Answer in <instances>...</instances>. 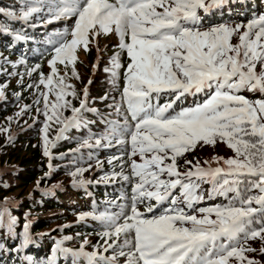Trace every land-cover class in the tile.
I'll use <instances>...</instances> for the list:
<instances>
[{
	"label": "trees",
	"instance_id": "obj_1",
	"mask_svg": "<svg viewBox=\"0 0 264 264\" xmlns=\"http://www.w3.org/2000/svg\"><path fill=\"white\" fill-rule=\"evenodd\" d=\"M86 1L0 0V87H2L0 94L6 92L5 96L0 97V121L21 103L16 94L17 83L10 87L3 81L4 77L8 79L12 77L7 73L8 68H20V64L31 68L35 65L34 61H38L39 68L33 73L35 77L38 76L42 71L44 61L50 58L56 47L58 49L59 42L62 40V38H57L64 34V32L58 33L64 28L59 27L63 25L62 23L57 27V19L62 20L67 14L77 12ZM152 1L154 0H149V2ZM101 2L108 8L114 5V0H101ZM115 7L118 10H124V6L120 3H116ZM116 8H114L115 11ZM90 9L89 6L87 10ZM48 22H50L49 25ZM224 23L244 26L248 32L247 36L252 33L264 39V0H247L245 5H240L238 8L226 5L208 15L201 13L195 21H188L184 31ZM50 25L55 26L50 28ZM54 31L58 34L50 47L41 51V57L34 56L32 49L40 45ZM60 44L61 49L66 53L65 45ZM139 44L144 48L151 47V45H144L142 41H139ZM205 44L206 41L198 45ZM175 45L177 50L186 51L191 59H194L190 46L184 47L178 41ZM156 46L149 49L152 56H154L153 49ZM157 49L167 59L171 58L166 56L160 47ZM116 53H123L122 48L117 47ZM210 53L205 57H210ZM216 54H219V51L214 53ZM88 55L86 60L90 61L94 50L91 49ZM201 55L198 54V57H202ZM69 56L73 62L68 65L69 70L66 68L64 76L73 71L74 64L77 62L73 54ZM127 57V59L123 58V67H129L131 70L135 57L145 59L148 64L147 58L140 50L131 52ZM173 59L176 63L183 65L182 58L174 55ZM227 60L233 63L232 58ZM201 64L209 70H200ZM215 65L216 62L212 58L200 63L195 70L184 69L183 72L188 73V78L183 81L186 83L182 85L163 79L160 76L161 69H157V72L153 70L150 76L156 80H150L154 83L149 86L143 85V94L138 96L140 104L136 108L135 119L126 114H120L124 108L122 104L116 105L118 100L115 99L122 97L124 93L122 95L116 93L111 98L112 102L102 100L95 92L91 93L89 108L85 109L84 114L78 118H70L65 130L57 136H52L47 151L43 150L37 135L42 129V124L35 127L26 125L17 128L11 135L9 134L10 136L6 134L4 139L8 141L9 147L6 145L0 151V167L10 166L11 168L0 171V215L6 217L9 222L16 223V234L13 239L21 242L28 234L30 239L26 248H16L10 239L2 237L5 233L0 228V264H44L43 259L49 257V252H51L50 248L44 247L45 244L55 250L56 264H142L133 239L134 221L129 217L132 209L139 210L142 214L141 218L171 212L170 214H178L181 219L186 220L192 219L185 216L186 211L194 212L199 208L206 210L209 215L213 212L222 222H226L231 217L237 219L225 229L219 226L217 230L214 229L215 232L203 235L196 233L198 235L193 239L194 243L184 244L181 247L176 245L169 255L166 254V248L153 250L156 244L152 243L153 246L146 239L145 249L150 251V259L155 260L156 264H164L166 260H168L166 264H221L223 259L230 257L234 247H237L244 249L245 264H264V138L262 139L263 145H259L256 149L263 151V160L258 159L254 164L247 166L256 169L251 174L222 175L213 181L197 177L179 180L167 174L166 170L159 169L153 174L156 177L147 185L144 183L137 185L139 180L134 178L129 169V134L134 129V122L137 119L157 118L160 112L154 114L149 110L155 107L160 108V105H164L167 101L174 100L172 105L160 114L164 118L163 122L169 125L183 124L186 128L183 130L176 127L170 129L179 134L180 142L168 143L169 146H178L181 142L187 143L190 138L189 133L194 134L199 127H216L212 121L202 123L200 119L191 118L190 114L195 108L194 105L216 107L211 113L217 115L216 123L220 122L224 133L227 129L240 131L244 128L241 124H244L243 110L246 108L247 115H255L253 120H245L248 122L246 128L260 131L264 137V108L262 107L264 96L254 90V82L245 90L246 85L240 78L228 82L217 80L209 82L208 85L202 84V87L215 85L218 92L205 98H194V101H199L194 105L191 104L189 97H181L186 92L187 84L200 81L203 77L206 80L208 72L213 74L217 69ZM255 66L256 64L253 63L250 68ZM263 67L264 64L257 67L259 74ZM250 74L253 75L254 72ZM128 75H121L122 82L127 79ZM260 77L264 80V73L260 74ZM74 78H77V72L74 73ZM231 89H236L237 94L238 92L241 94L236 96ZM77 92L78 89H74L72 85L67 88L68 95H77ZM248 92L257 95L251 101L261 107L260 111H256L249 104V98L245 94ZM177 94L179 97L176 96ZM122 101L126 102V97L122 98ZM217 103L220 104L219 108ZM180 105L186 107L185 111H176ZM176 114L189 118L183 123L178 121ZM98 126L101 127L98 128ZM8 128L7 125L3 127L4 131ZM71 129L78 135L84 136L85 134V136L75 143L71 139L69 132ZM97 134L101 135L99 138L101 140L93 137ZM32 135L36 136L35 140H32ZM234 135L239 136L241 133ZM251 136L249 135L248 141L251 140ZM87 140L88 142L84 143ZM188 152L183 150L160 152L161 161L172 162L179 157L186 156ZM98 159H102V164L89 172ZM197 159L199 158L196 156L190 160L196 161ZM238 163L242 165V162ZM82 178L84 179L80 181ZM28 186L31 188L29 189ZM18 187L20 188L19 199L16 205H12L11 201L7 202L5 197ZM64 191L71 192L82 200L85 209L91 207L87 201L91 199L95 204L94 213L98 221L92 224L85 221H73L64 225L63 223L80 210L77 204L64 206L58 201ZM207 194L209 198L206 202H202ZM60 207L65 209L64 214L47 218L40 217L41 213L46 210ZM223 207L229 208L219 212L218 209ZM55 221L60 222L52 226ZM120 224H124V227L117 236H114L113 231ZM48 226L51 230L50 236L47 233L40 237V231ZM71 234L75 236L65 239ZM86 235H95V238L83 242ZM34 241L38 244L32 246L35 244ZM81 249L90 251L93 255L92 259L96 261L85 262L79 253ZM177 249L179 251L175 252ZM161 259L164 260L161 261ZM229 264L234 263L230 261Z\"/></svg>",
	"mask_w": 264,
	"mask_h": 264
},
{
	"label": "rangeland",
	"instance_id": "obj_2",
	"mask_svg": "<svg viewBox=\"0 0 264 264\" xmlns=\"http://www.w3.org/2000/svg\"><path fill=\"white\" fill-rule=\"evenodd\" d=\"M212 1L213 0H162L160 3L147 5L143 2L133 1V7L127 8L128 17L126 15L120 16V13L105 7L101 0H87L84 5L90 6V10L84 12L82 9H79L78 12L68 17L72 22V26L75 25V27L70 30V42L73 44L67 49V52L81 59L79 63L76 62L74 64L75 67L71 73L68 72L62 78H56L55 83L51 84L52 72L54 71V67L51 66L52 61L46 63V66L43 65L38 78H35L34 72H31L38 63V61H34L35 65L32 66L33 69L28 68L29 66L27 65L20 64L21 67L26 68V71L20 68L19 71L14 70L12 77L10 76L9 79L8 77H4L3 81L5 85L8 84L10 87H13L16 83L21 85L17 89L21 103L17 105V111H15V109L8 112L0 121V151H2L6 145L9 147L8 141L4 139L6 134L10 136L19 127L21 128L26 125L35 127L41 124L43 125L42 129L37 135L43 150L47 151L50 147L49 143L54 135L57 136L65 130L70 121L69 119L78 118L80 115L84 114L85 109L89 108L91 93L95 92L97 95L104 96L102 100L112 102L111 98L116 94V83L118 81V75L120 74H129L127 78L134 75L135 78L127 82V88L124 90L125 95L115 99L118 100L116 105L122 104L121 106L124 108L120 114H126L136 118L135 108L139 104L140 99L133 95L143 88L144 80H153L150 76V70L143 65L145 59L139 60V64L131 65V70L129 67L123 68V60L128 58L126 55L123 54L122 57L116 55L115 58H109L103 55L106 54L112 45H120L125 40H128L130 44L127 46L128 51H126V53L130 54V46H135L137 40H141L140 37L143 34L153 29L154 31L152 32L156 33L170 29L169 26L160 27L159 29L156 27L160 24H166L167 20L172 19L173 14L176 12L188 10L194 14H198L203 4L210 7ZM245 3L246 2L240 3L239 1H231L228 5L229 7L235 6L238 8L240 5H245ZM127 5V3H124V6ZM164 12L170 15L166 16ZM87 13L90 14L87 15ZM157 13H159L157 16L153 15ZM179 17L183 19L184 16ZM157 18H159L161 23L156 22ZM151 21L154 23L150 24L149 22ZM65 23L67 22L63 24ZM188 30L187 33L180 36L177 40L173 42L166 41L161 47V51L166 56L171 57L170 60L173 63L156 47L153 49L154 56H152L146 48L144 49V53L150 59L152 69L156 72L157 69H161L160 76L170 83L185 81L188 78V73L183 72L184 69L195 70L200 63L214 58L216 62L215 67L217 68L214 73L211 74L208 72L206 75L208 78L206 80L203 77L202 80L198 82L194 81L195 86L190 87L189 91L183 96L189 97L192 105L199 102L198 100L194 101V98H205L211 96L214 92H218L215 85L201 87L202 84L206 83L208 85L209 82L217 80L228 82L240 78L246 85L244 90L254 82V90L261 93V96H264V80L260 77V74L264 73V67L260 71V74L257 70L259 65L264 64V39L261 36L257 34L253 35L252 33H250V36H247L248 32L246 27L238 26L235 23H224L206 28H190ZM153 35L154 33L151 34V36ZM63 36L64 35H62V37ZM177 41L184 47L190 46L194 59H191V56H189L186 51L181 49L177 50L175 48ZM205 41L206 44L200 46ZM84 43L91 44V48L94 50V55L90 61L86 60L89 55L86 56L84 53ZM216 51H219V54L214 55ZM208 53H210V57L207 58L205 55ZM198 54H202V57H198ZM174 55L183 59V65L174 61ZM61 57L62 60L56 64V68H64L66 65L67 70H69L68 65H70L73 60L69 55H64L61 50H57L53 55L55 60ZM228 58H232L233 63L229 62L227 60ZM253 63H255L256 66L250 68V65ZM106 69L111 71H106ZM203 69L209 70L201 64L200 70ZM43 71L46 73V77L42 76ZM9 72L10 70L7 71L8 74ZM63 72L64 70L59 73L63 75ZM76 72L77 78H74V73ZM250 72H254L255 75L247 78ZM22 76L26 78H21ZM64 78H66V80H64ZM73 82L75 84H72ZM70 85H72L74 89H78L77 93L79 96L78 94H67V88ZM211 86L213 88H211ZM1 88L2 87H0V89ZM231 91L236 96L241 94V92L237 94L236 89H231ZM18 93L16 94L18 95ZM245 94L246 97L249 98V104L253 106L256 111H260L261 107L254 101H251L257 95H253L250 92ZM5 95L6 92H3L0 94V97ZM124 97L127 98L126 102L122 101ZM219 105L220 104L217 103L218 108L220 107ZM166 106L167 105H164L163 108L155 107L149 111L157 114L163 111ZM194 107L195 108L190 114L191 118L200 119L202 123L212 121L216 127H199L194 134L189 133L190 138H188L187 143L181 142L178 146H169L168 143H173L175 141L180 142L179 134L171 130L158 128V124L145 125L144 123H139L138 125L141 119H137L134 122V129L129 134L130 152L128 164L134 178H139V183L147 185L149 181L156 177L153 174L159 169L166 170V172L169 171V175H173L179 180L197 177L207 181H213L222 175L251 174L252 171L256 170L247 166L254 164L258 159L263 160V151L256 149L259 145H263L262 139L264 137L262 132L252 131L246 128L248 127L246 125L248 122L245 121L246 119L253 120L255 115H247L246 108L245 110L242 108L244 112V124L241 125H243L244 128L240 131L227 129L224 133L221 130L220 122L218 124L216 123L217 115L211 113L216 107H197V105H194ZM262 107L264 108V105ZM185 109V106L180 105L176 111L181 112L185 111ZM176 116L178 121L183 123L189 118L180 117L179 114H176ZM147 119L153 122L160 120L154 117ZM6 125L9 126V128L7 131H4L3 127ZM137 125L140 127H137ZM172 126L182 130L186 129L183 124L174 123ZM100 127L98 126V128ZM69 132L71 139L75 143L82 140L85 136V134H83L84 136L78 135L73 129ZM233 133H241V135L235 136ZM247 134L252 135L249 141V135ZM32 136V140H35L36 136ZM93 137L101 140L99 139L101 137L100 134L94 135ZM148 138L153 139L154 143H161V145H154ZM87 142L88 140L84 143ZM168 150H183L189 152L186 156L179 157L172 162H162L160 152ZM190 154L191 156H189ZM196 156L199 159L196 161L190 160ZM238 162H242L244 166L240 165ZM100 164H102V159L96 160V163L89 169V172L93 171L95 167ZM213 166H222L225 169L211 172ZM9 168L11 167H0V171ZM84 178L80 179V181ZM28 188L30 189L31 186H28ZM19 191L20 188L18 187L16 190L9 193V195L5 197L6 201H11L12 205H16L19 199ZM62 194V197L58 199L61 204L64 206H74V204H77L80 208L78 213L73 214L67 222L63 223L64 225L73 221H85L89 224L98 221L94 213L95 204L91 199L87 200L91 207L85 209L86 207L83 206V201L75 197L73 193L64 191ZM208 198L209 194L204 196L202 202H206ZM2 204H4V202ZM228 208L229 207L219 208L218 211L223 212ZM138 212L139 210L132 209L129 212V217L134 221L133 239L135 240V247L141 257L142 264H156L154 262L155 260L150 259V251L145 249V240L148 237L157 236L160 243L164 244L162 247L167 249L166 254L169 255V252L174 249L176 245H180L181 247L187 243L189 241V236L201 232L202 234L215 232L219 226L225 229L237 219L236 217H231L226 222H222L213 212L209 215L206 210L200 208L194 210V212L186 211L185 216L192 218L186 220L181 218H169L171 212L145 218H141L142 216L139 215ZM64 213L65 209L60 207L48 209L44 213H41L40 217L47 218ZM59 222L60 221H55L52 223V226H55ZM123 227L124 224L116 226L113 235L117 236ZM0 228L5 233L2 237L10 239L16 248H18L19 245L29 242V234L27 237H24L21 242L13 239L16 234V223L9 222L7 218L2 215H0ZM215 228L216 230H214ZM49 230L50 226L42 229L39 234L40 237H43L47 233V235L50 236L51 230L50 232ZM74 236V234H71L65 237V239L73 238ZM94 238L95 235H86L83 242L93 240ZM33 243L35 244H32V246L38 244L35 241ZM44 247L50 248L51 250V252H49L50 256L43 259L44 264H56L55 250L47 244H45ZM88 252L90 251L87 249H83L81 252L84 255V261H96L88 256ZM230 261H233L234 264H245L244 249L234 247L230 257L223 259L221 264H229Z\"/></svg>",
	"mask_w": 264,
	"mask_h": 264
}]
</instances>
